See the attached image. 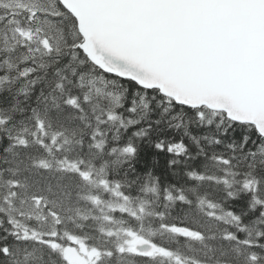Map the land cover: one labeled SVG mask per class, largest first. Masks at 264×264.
I'll use <instances>...</instances> for the list:
<instances>
[{
	"label": "snow or ice",
	"instance_id": "6c2138e0",
	"mask_svg": "<svg viewBox=\"0 0 264 264\" xmlns=\"http://www.w3.org/2000/svg\"><path fill=\"white\" fill-rule=\"evenodd\" d=\"M0 264H264V0H0Z\"/></svg>",
	"mask_w": 264,
	"mask_h": 264
}]
</instances>
